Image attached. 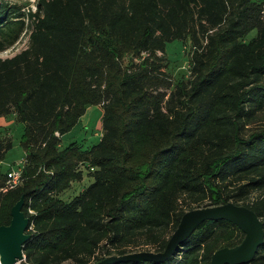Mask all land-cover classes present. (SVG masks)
<instances>
[{
    "label": "trees",
    "instance_id": "trees-1",
    "mask_svg": "<svg viewBox=\"0 0 264 264\" xmlns=\"http://www.w3.org/2000/svg\"><path fill=\"white\" fill-rule=\"evenodd\" d=\"M0 0V117L25 124L23 181L4 191L0 226L24 197L22 264H97L165 251L184 214L233 202L264 222V0ZM190 43V76L174 79L167 44ZM101 140L63 145L88 108ZM14 147L0 125V161ZM89 175L71 199L62 195ZM246 233L206 220L165 260L212 264ZM249 264H264V242Z\"/></svg>",
    "mask_w": 264,
    "mask_h": 264
},
{
    "label": "water",
    "instance_id": "water-1",
    "mask_svg": "<svg viewBox=\"0 0 264 264\" xmlns=\"http://www.w3.org/2000/svg\"><path fill=\"white\" fill-rule=\"evenodd\" d=\"M24 203L25 199L22 197L12 209L11 223L0 226V262L2 264H18L26 258L24 246L31 235L27 233L30 221L23 211ZM218 219H226L237 224L246 233V237L238 246L225 247L216 251L212 257V264H249L264 242V222L253 209L233 202L204 206L186 212L163 252L140 251L123 256H111L98 264L125 259L165 260L192 235L200 224L206 220Z\"/></svg>",
    "mask_w": 264,
    "mask_h": 264
},
{
    "label": "rangeland",
    "instance_id": "rangeland-1",
    "mask_svg": "<svg viewBox=\"0 0 264 264\" xmlns=\"http://www.w3.org/2000/svg\"><path fill=\"white\" fill-rule=\"evenodd\" d=\"M6 1L11 5L23 6L24 12L27 11V8L31 3V0ZM29 40V30L24 31L15 43L9 46L6 50L0 51V58L5 59L16 55L28 46ZM190 49V43H184L182 40H175L167 44L166 52L169 59L168 70L173 75L174 79H178L183 73H185L187 78L190 76ZM102 120V107L100 105H94L92 114L87 118L85 117L84 120H80L70 132L63 136V145L68 146L73 142H77L84 148H89L94 144H97L101 140L103 134ZM3 123H5V125H2L5 136L14 139V147L6 154L4 159H1L2 161H0V169L4 172H8L11 168L18 167L21 161L26 157L25 150L21 143L22 136L25 132V124L17 121L15 117H11L7 122L3 121ZM93 181V177L86 175L83 181L76 182L70 189L63 193L62 197L65 200L71 199L76 194H79L83 188L88 187ZM18 264H21V262Z\"/></svg>",
    "mask_w": 264,
    "mask_h": 264
},
{
    "label": "built area",
    "instance_id": "built-area-1",
    "mask_svg": "<svg viewBox=\"0 0 264 264\" xmlns=\"http://www.w3.org/2000/svg\"><path fill=\"white\" fill-rule=\"evenodd\" d=\"M40 1L41 0H31L30 6L27 8V11L28 12L33 11L34 13L38 12ZM46 1H50V0H46ZM25 162L26 159L21 161L18 167H13L8 171V179L5 187L3 188L4 191L17 187L23 181V167L25 165ZM23 261H25V259ZM0 264L2 263L0 262Z\"/></svg>",
    "mask_w": 264,
    "mask_h": 264
},
{
    "label": "crops",
    "instance_id": "crops-1",
    "mask_svg": "<svg viewBox=\"0 0 264 264\" xmlns=\"http://www.w3.org/2000/svg\"><path fill=\"white\" fill-rule=\"evenodd\" d=\"M93 109H94V105H93V106H90V107L88 108L86 114L82 117L81 120H84L85 117L87 118L89 115H91ZM8 119H9V118H7V117H5V116L0 117V125H1V126H2V125H5V123H3V121H6V122H7Z\"/></svg>",
    "mask_w": 264,
    "mask_h": 264
}]
</instances>
